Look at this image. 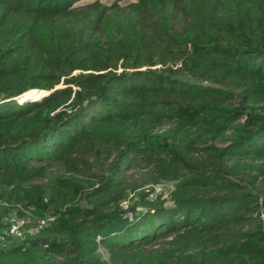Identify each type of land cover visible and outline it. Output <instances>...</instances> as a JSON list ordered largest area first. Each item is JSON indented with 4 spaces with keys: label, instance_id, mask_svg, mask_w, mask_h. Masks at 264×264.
I'll use <instances>...</instances> for the list:
<instances>
[{
    "label": "trees",
    "instance_id": "1",
    "mask_svg": "<svg viewBox=\"0 0 264 264\" xmlns=\"http://www.w3.org/2000/svg\"><path fill=\"white\" fill-rule=\"evenodd\" d=\"M81 1L0 0V264H264V0Z\"/></svg>",
    "mask_w": 264,
    "mask_h": 264
},
{
    "label": "rangeland",
    "instance_id": "2",
    "mask_svg": "<svg viewBox=\"0 0 264 264\" xmlns=\"http://www.w3.org/2000/svg\"><path fill=\"white\" fill-rule=\"evenodd\" d=\"M139 0H82L79 2L76 7L79 11V13L83 16L84 14H89L96 9H103L106 8L108 9V12L111 14H126L127 12L131 11L134 6L137 5ZM240 92V91H237ZM31 93L26 94L23 96V98H26L30 95ZM22 100V99H21ZM167 127L160 128L155 131V133H160L162 131H165ZM218 147H224L223 145L217 144ZM115 154L112 155L110 159H107V155H101L102 157L101 160H97L96 157L89 156L87 154L83 155V159L87 161V164L92 166L90 169V176L91 177H84L82 176L81 178L83 179H89L95 184L97 183V178L95 175H105L107 176L108 174L106 173L105 169L108 168V166L111 164V161ZM80 167L82 165H79ZM142 170L139 169H132L130 170L127 175H138L139 172ZM49 173L52 175H60L61 171L56 168H50ZM174 183L173 182H161L160 184L156 186L148 185L145 188V190H154L148 197L149 200H156V201H166V204L169 205V195L170 192L174 189ZM136 200V193H130L129 197L127 198L126 201L123 202L122 207L126 212H129V209L135 204ZM140 209V207H139ZM143 208H141L142 211ZM100 254L103 259H108V252L101 248L100 249Z\"/></svg>",
    "mask_w": 264,
    "mask_h": 264
},
{
    "label": "built area",
    "instance_id": "3",
    "mask_svg": "<svg viewBox=\"0 0 264 264\" xmlns=\"http://www.w3.org/2000/svg\"><path fill=\"white\" fill-rule=\"evenodd\" d=\"M141 211V209H139ZM125 218H131L130 213H127L125 215ZM26 222L24 217H15L11 220V232L12 233H16L20 227H22L24 225V223ZM46 222L45 220H42L40 222V225H45Z\"/></svg>",
    "mask_w": 264,
    "mask_h": 264
}]
</instances>
